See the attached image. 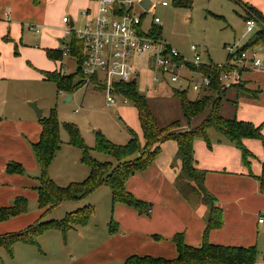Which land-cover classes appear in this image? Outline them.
Returning <instances> with one entry per match:
<instances>
[{"label":"rangeland","instance_id":"374dc122","mask_svg":"<svg viewBox=\"0 0 264 264\" xmlns=\"http://www.w3.org/2000/svg\"><path fill=\"white\" fill-rule=\"evenodd\" d=\"M73 1L54 0V6L50 7L51 15L46 26H55L60 36H63V15L71 14L75 18L78 15L71 9ZM150 1L169 3V7L160 6L156 10V17L161 21L159 25L162 28V38L189 61H192L194 56L191 46H196L202 54L204 64L222 65L227 61L232 48L234 51L242 48L258 31L257 29L255 33L247 35L246 22L242 18L243 11L231 0H193L192 8L176 7L173 4L174 0H146L144 4L147 6ZM5 14L6 19L0 17V62L3 61V65L0 64V74L7 75L8 80L3 82L6 86L7 98L0 91V166L3 163L6 164L4 169H0V180H4L3 173L7 171L10 164L21 165L24 172L21 174L7 172L8 175L22 176V178L13 177L7 183L0 182V208L7 207L3 203L5 194L10 196L22 194L19 197L27 199L28 210L25 214L2 223L0 227L5 228L0 231V236L24 231L30 225L35 224L43 215L39 207L37 187L32 183L40 177L39 171L32 173L30 169L33 163L39 167L33 153L32 143L23 139L24 135L20 137L15 135L17 125L23 126L28 133L33 130L32 127L29 128L32 123L24 113L25 109L31 111L28 102L37 101L38 106L46 109L48 115L51 109L57 110L61 123L62 148L70 140L67 125H74L79 130L88 148L95 147L96 132L98 131L117 145H125L129 141L130 132H134L139 137L138 129L132 118L119 111V108L127 107V109L135 112L133 110L134 104L130 101L124 104V98L115 93L116 105L107 108L104 90L97 88L95 82H83L80 84V89L72 95L67 94L74 96L73 101L63 103L66 97L58 95L57 84L39 78L40 72H53V68L61 64L60 61L53 62L44 45L41 44L40 38L46 32H42V35L37 37L34 32L32 34L29 31L28 25L30 23L26 22L24 26L18 23L20 28L17 31L14 26V19L8 20L9 14ZM22 27L25 28V32L24 41L21 43L18 36L21 35ZM63 37L66 42L70 41V37ZM256 51L264 64V42L256 46ZM67 64L70 69L64 75L72 74L77 67L75 62L70 59H68ZM4 69L6 72L3 71ZM263 69L253 71L264 72ZM188 75L192 76L190 73ZM75 81L79 83L82 80L76 78ZM137 89L150 101L149 106H151L160 126L168 127L171 123L176 122L175 129L177 127L181 130L188 128L189 121L181 112V101L174 96V90L179 89V85L154 84L152 74L142 71L137 80ZM197 94L189 89L187 97L196 100ZM214 98H218V96H214ZM233 102L229 96H225L224 101H222L230 110L233 107ZM117 111L119 114L116 113ZM35 123L41 125L40 119L36 118ZM92 124L97 125V129H92ZM190 126L194 129L193 124L190 123ZM211 130L215 133L214 129ZM139 139L142 142L141 137ZM78 150L75 147L72 152H66L64 148L59 153V150L49 166L50 177L52 176L55 183L61 187L68 186L72 182L84 181L89 174V169L81 162L79 166L74 167L72 165L74 155L78 154ZM65 153L66 156L70 155L69 159L64 158ZM91 155L99 162L110 161L114 165L116 164L115 159L106 154L92 151ZM20 160L24 162H20ZM90 195L80 200L82 201H79L80 203H76L75 200H66V203L63 202L64 204L54 207L43 217L45 221H58L65 218L70 212L83 207H90L93 217L88 227L71 230L66 234L59 230H49L40 237L39 246L18 243L14 246L12 255L5 248L0 247V264H98L104 261L109 245L97 247L104 243L106 235H110L109 228L111 226L117 228L115 233L119 231V222L114 217L109 188H103L92 196ZM14 198L17 199V197ZM145 203L150 206L153 201L149 200ZM149 208L152 210L153 207ZM144 217L150 219L152 214L147 212ZM262 242L264 243V235ZM257 261L264 264L263 259L259 258Z\"/></svg>","mask_w":264,"mask_h":264},{"label":"crops","instance_id":"0c3cea01","mask_svg":"<svg viewBox=\"0 0 264 264\" xmlns=\"http://www.w3.org/2000/svg\"><path fill=\"white\" fill-rule=\"evenodd\" d=\"M145 1L146 0H135L134 6L135 12L138 14H142L144 30L147 32H151L154 28H157L161 31L162 28L159 25L161 21L159 23H155L154 21L156 18H158L156 17V10L160 6L163 8L169 7V3L166 1H163L162 3H155L154 1H150L146 6V4H144ZM231 1L238 5L243 11L242 18L244 21L246 20V14L247 10H249V7L255 9L264 17V0ZM165 2L167 3L166 6L163 5V3ZM139 4L141 7L139 6ZM173 4L176 7L187 8H190L188 7V5L191 4L192 8L193 0H174ZM53 6L54 0H0V17L5 18V13H8L9 17L7 18L8 20H11V18L14 19V26L16 27L17 31L20 28L19 24L24 26L25 22L41 27L42 31L40 34H37L33 30L29 29V26L28 29L29 31H31V33L34 32L37 37L41 36L42 32L45 31L46 33L44 32L45 34L40 38L41 44L44 45L47 51H57L64 45L63 42H66V39L63 37L65 36L64 32H62L63 36H60L55 26H46L47 23H49V16L51 15L50 7ZM95 7V0H74L73 3H71V9L77 12L78 18H75L71 14L63 15L62 31L65 27V24L63 23L64 17L68 16L70 18L69 25L71 27H73L74 25L75 27H78L83 22L81 13L88 9L95 11ZM21 29V35L19 34L18 37H20V41L22 43L24 41L25 28L22 27ZM259 29L260 27H258V31ZM161 39L163 40L162 31ZM37 47L39 48V45H37ZM228 60L229 54L227 57V61ZM55 61H59V59H53V62ZM67 62L68 58L64 60L63 64L65 66H68ZM1 63L3 65V61H1L0 64ZM60 67H62L61 64L53 68V72H59ZM42 69L45 68L42 67ZM3 71L6 72L5 69ZM43 73L44 71L40 72L39 78L46 81ZM49 73H52V71ZM188 73H190L192 76L188 75ZM183 76L185 77V80L177 84L179 85V89L177 90L186 91V93H188V90L192 89L194 92L198 93L196 100L208 94L220 97V115L223 118L228 120L235 119L242 122L252 123L256 127H261L262 134L264 135V72H255L252 69L246 70L242 73L241 83L239 85L233 86V88L231 87L230 89L226 90L223 96L217 95L207 87H203V89L200 91H195L192 86L199 82L201 79L200 74L195 70H192L190 72H187L186 70L183 72ZM7 80V75L0 74V91L3 92L5 98H7V94L5 92L6 86L3 82H6ZM58 95L61 97L59 91ZM225 96H229L234 101L231 110L229 109V107L225 106L222 103ZM65 97L67 99L68 95L66 94ZM73 99L74 96H72L71 101H73ZM188 99L191 101H195L191 98ZM149 103L150 101H148V104ZM149 107L151 110V106ZM29 108V110L31 111L25 109L24 113L32 123L29 128L32 127L33 130L28 133L23 128V126L17 125V132L15 133V135L17 137L24 135L23 139H27L33 144L39 141L42 127L41 125L35 123V119L37 118L36 113L31 107ZM133 110H135V112L127 109V107L119 108L120 112L125 113L127 117L132 118V121H134V124L138 129L139 137H141L142 143L144 144L145 140L139 121L138 111L135 107L133 108ZM119 111H117L116 113L119 114ZM181 112L183 113V110ZM210 112L211 107L205 109L200 115L193 118L191 122H189L188 128H186V130H181V128L179 129V127H177L176 129H174V132L183 133L189 131L190 129H192L190 123L193 124L194 128L199 127L207 119ZM45 115L46 117H48L46 109H44L43 117H45ZM97 127L98 126L95 124L91 125L92 129H97ZM159 127L165 128L160 125ZM214 131L215 133L212 132L211 129L208 131L210 146L208 145L207 141L202 138H197L194 141L195 167L198 171L205 173L204 186L212 195L216 197L218 201L217 206L223 210V227L219 229H213L209 234L208 240L211 244L215 245L243 248L256 247L258 250V255L255 264H262V262L257 260L259 258L264 260V243L262 242V237L264 235V225L259 224L258 220L264 213V193H262L261 191V185L258 177H260L263 172L264 146L260 140H244V145L253 155V157L250 158V166L246 167L242 160V153L236 147V145L230 142L222 134L218 133L215 129ZM159 147L160 153L153 162V165L150 166L146 171L137 172L135 175L130 177L125 184L126 190L131 193L137 200L143 202H149V200L153 201V204L149 206L153 207L152 210H150L149 208L146 211L148 213H151L152 217L150 219H147L144 217V212H140L134 207H130L125 203H113L112 201L114 217L116 221L119 222V231L117 233L114 232V234L113 232H111L112 226L109 228L110 235H106V240L104 241V243H101L97 247L100 248L105 246V244H108L109 248L106 252L107 256L104 261L99 262L98 264H124L126 260L131 256H151L154 258H163L168 260L175 259L178 257V249L175 242V236L177 234H182L185 243L190 246L199 247L200 245H202L204 232L206 229L208 207L204 203H202L197 196H191L190 200H186L177 189L176 184L182 169L181 161L177 156L178 143L174 140H168L160 144ZM64 148L66 152H72V150H74V147L69 145L68 142L65 143ZM64 148L61 147L59 153H61ZM77 153L78 154L74 155V160L72 161V165L74 167L79 166L80 162L84 164L82 162V150L79 149ZM68 157H70V155L66 156L65 153L64 158L69 159ZM20 162L24 161L20 160ZM5 164L6 163H3V165L0 166V169H4ZM37 166L34 163L32 164V167L30 168L32 170V173H38L37 171L40 172V167ZM84 166L86 165L84 164ZM3 174L4 180H0V182L3 181V183H7L13 177H18L17 175H8L7 171H5ZM88 176L89 174H87L86 177ZM18 178H22V176ZM50 178L54 181V178L52 176ZM32 183L36 185L35 187H40L38 178L37 181ZM103 188L109 187L106 185H102L94 190V193L91 192L92 194L90 193L91 195H89L92 196ZM37 194L39 201L38 191ZM14 195L17 196H10L7 194L4 195L3 203H5V206L10 207L18 198H24L19 197L22 194ZM14 197H17V199H15ZM80 200H76L75 202H82ZM63 202L59 205L64 204ZM1 209L2 208H0V210ZM41 211L43 212V215L39 220L42 219L45 221L43 217L47 213H45V209H41ZM23 214H20L13 218L19 217ZM2 223H5V221L1 222L0 225ZM89 224L90 221L87 225L78 226L72 230L88 227ZM4 228L5 227H0V231L4 230ZM39 239L38 246L40 245Z\"/></svg>","mask_w":264,"mask_h":264},{"label":"trees","instance_id":"16d2710c","mask_svg":"<svg viewBox=\"0 0 264 264\" xmlns=\"http://www.w3.org/2000/svg\"><path fill=\"white\" fill-rule=\"evenodd\" d=\"M188 7L191 8V4ZM248 9L246 15H249V12L253 13L258 19L260 29L248 43L238 49L239 53L264 42V17L255 9L251 7ZM150 33L154 37L161 38V31L157 28H154ZM69 44L72 56L77 64L76 71L70 75H63L57 71L52 73L44 72L43 74L46 81L57 84L58 91L71 95L80 89V84L86 81L81 71L85 49L83 43L74 36ZM47 54L54 60L62 59L60 50H49ZM190 67L195 71L210 75L212 84L209 89L217 95H224L225 91L221 89L219 73L215 68L212 69L206 65L200 67L190 65ZM76 78L82 81L77 83L75 81ZM115 89L118 94L132 102L137 109L145 143L143 144L139 137L134 132H131V137L125 145H117L98 131L96 132L95 147L88 148L79 130L74 125H67L70 135L68 143L82 150V162L89 168L90 172L84 181L71 183L67 187H60L50 178L48 173L49 166L63 144L60 138L61 123L57 110L51 109L48 117L40 119L41 135L39 141L32 144L40 167V177L38 178L40 187L37 188L40 208L45 209V213H48L63 201L83 199L98 187L106 185L111 190L113 203H125L140 212L147 213L149 205L137 200L126 190V181L137 172L146 171L151 166L160 153V144L168 140H174L178 143L177 156L182 164L181 173L176 184L178 191L186 200H190L191 196H197L208 207L203 243L199 247L190 246L185 243L182 234H177L175 236L178 249L177 258L168 260L151 256H131L124 264H255L258 255L256 247L243 248L215 245L208 240L209 234L213 229L223 227V210L217 206L216 197L204 186L205 173L198 171L195 167L194 141L197 138H202L210 146L208 131L215 129L236 145L242 153L244 165L249 167L250 158L253 155L244 145V140H260L264 146V135L261 127H256L248 122L223 118L220 115V97L214 98V96L208 94L200 99L191 101L188 99L186 91L174 90V96L181 101L184 116L189 122L205 109L211 107V112L202 125L183 133H175L173 130L177 123L165 128L159 127L155 116L150 110L146 96L138 91L137 83H116ZM92 151L114 158L116 164L99 162L91 155ZM7 172L21 174L24 170L19 164H10ZM258 180L261 185V191L264 193V166ZM27 209V200L18 198L12 206L0 210V223L27 212ZM91 217L92 209L83 207L67 214L62 220L44 221L41 219L24 231L0 236V247L5 248L12 255L13 247L16 243L38 246L39 237L46 231L59 230L66 234L75 227L87 225ZM116 231V227H111V232L114 233Z\"/></svg>","mask_w":264,"mask_h":264},{"label":"built area","instance_id":"2783aa9c","mask_svg":"<svg viewBox=\"0 0 264 264\" xmlns=\"http://www.w3.org/2000/svg\"><path fill=\"white\" fill-rule=\"evenodd\" d=\"M95 2V11L88 9L81 13L83 22L78 27H71L70 18L64 17L63 32L70 40L74 36L83 43L85 57L81 65L82 75L87 82H95L98 88L104 90L107 108H112L117 103L114 96L115 93L118 94L115 84L137 83L142 71L152 74L154 84L177 85L185 80L184 71L193 70L190 65H206L217 70L221 89L226 91L241 83L242 73L246 70L263 69L256 47L240 53L232 48L229 60L222 65H215L204 64L202 54L196 46H192L193 60H186L161 38L154 37L144 30L142 14L136 13L134 9L135 0ZM163 5L166 6L167 3ZM154 21L159 23L160 19L156 18ZM245 22L247 35L255 33L259 27L257 17L249 12ZM28 26L37 34L42 31L41 27L34 24ZM69 42L64 41V45L59 49L62 53V59L59 60L62 65L60 73L63 75L70 69L63 64L64 60L68 58L74 61ZM196 72L200 74L201 79L192 88L195 91H200L203 87L209 88L212 77L200 71ZM59 94L66 96L67 93L59 91ZM123 102L127 104L129 100L124 98ZM258 223L264 225V216L259 218Z\"/></svg>","mask_w":264,"mask_h":264},{"label":"water","instance_id":"95a60500","mask_svg":"<svg viewBox=\"0 0 264 264\" xmlns=\"http://www.w3.org/2000/svg\"><path fill=\"white\" fill-rule=\"evenodd\" d=\"M72 100V96H68L67 99L64 101V103H70V101ZM29 107H31L35 113L38 119H42L43 115H44V109L40 108L38 106V102L34 101V102H29L28 103Z\"/></svg>","mask_w":264,"mask_h":264}]
</instances>
